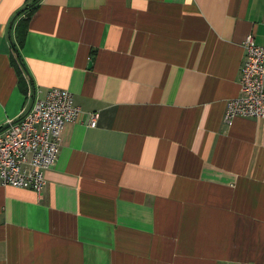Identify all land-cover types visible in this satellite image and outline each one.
Listing matches in <instances>:
<instances>
[{
    "label": "crops",
    "instance_id": "crops-1",
    "mask_svg": "<svg viewBox=\"0 0 264 264\" xmlns=\"http://www.w3.org/2000/svg\"><path fill=\"white\" fill-rule=\"evenodd\" d=\"M31 2L0 0V129L51 88L81 113L40 194L0 187V264H264V122L223 119L264 0H40L20 83Z\"/></svg>",
    "mask_w": 264,
    "mask_h": 264
},
{
    "label": "built area",
    "instance_id": "built-area-1",
    "mask_svg": "<svg viewBox=\"0 0 264 264\" xmlns=\"http://www.w3.org/2000/svg\"><path fill=\"white\" fill-rule=\"evenodd\" d=\"M244 59L239 70L238 97L226 102L223 119H258L264 122V47L252 35L243 42ZM81 108L65 89L51 88L35 100L15 121L0 129V187L31 190L40 194L45 173L54 166L64 126L77 121ZM98 112L89 114L94 128Z\"/></svg>",
    "mask_w": 264,
    "mask_h": 264
},
{
    "label": "trees",
    "instance_id": "trees-1",
    "mask_svg": "<svg viewBox=\"0 0 264 264\" xmlns=\"http://www.w3.org/2000/svg\"><path fill=\"white\" fill-rule=\"evenodd\" d=\"M39 1L40 0H32L30 4H27L26 6L21 8L18 12H16L10 23L13 24L14 22H16L14 29V42L12 43L13 54L11 56L10 62L14 66L16 73L18 74L20 83L22 81V68L24 69V66L21 62L19 49L24 43L30 18L36 7L38 6Z\"/></svg>",
    "mask_w": 264,
    "mask_h": 264
}]
</instances>
